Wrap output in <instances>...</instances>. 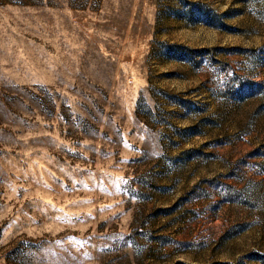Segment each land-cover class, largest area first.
Listing matches in <instances>:
<instances>
[{
  "label": "rangeland",
  "instance_id": "374dc122",
  "mask_svg": "<svg viewBox=\"0 0 264 264\" xmlns=\"http://www.w3.org/2000/svg\"><path fill=\"white\" fill-rule=\"evenodd\" d=\"M0 264H264V0H0Z\"/></svg>",
  "mask_w": 264,
  "mask_h": 264
}]
</instances>
